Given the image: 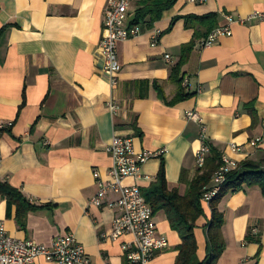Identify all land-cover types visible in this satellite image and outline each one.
Here are the masks:
<instances>
[{
  "label": "crops",
  "instance_id": "crops-1",
  "mask_svg": "<svg viewBox=\"0 0 264 264\" xmlns=\"http://www.w3.org/2000/svg\"><path fill=\"white\" fill-rule=\"evenodd\" d=\"M109 1L0 0V125L12 124L0 136V181L38 208L26 215L22 227L17 208L8 211L0 196V222L11 237L47 247L72 232L92 264H128L122 245L134 238H103L110 235L117 213L89 204L98 190L93 173L108 179L112 159L107 148L114 137L131 139L138 152L165 150L142 167L139 179L125 180L142 193L156 181L162 163L169 188L181 195L196 177L201 126L186 118L188 112L199 114L211 149L222 156L239 165L264 160V145L250 146L264 137V22L233 24L232 36L208 48L201 43L213 22H186L187 17L215 16L218 27L226 15L246 18L260 11L264 0H179L152 29L141 27L138 36L119 44L114 89L100 73L98 53ZM140 4L134 0L129 20ZM155 32L161 36L153 46ZM195 33L199 37L185 53L182 68L188 81L184 89L193 96L170 105L178 92L172 69ZM111 101L120 106L116 116L108 108ZM231 143L241 151H232ZM202 203L205 215L194 231L200 262L206 258L211 217L210 205ZM219 210L226 248L217 264H264L260 189L227 195ZM154 219L168 247L156 252L151 264H176L181 239L163 213ZM253 229L258 230L257 241L248 242ZM33 264L56 263L38 258Z\"/></svg>",
  "mask_w": 264,
  "mask_h": 264
},
{
  "label": "built area",
  "instance_id": "built-area-1",
  "mask_svg": "<svg viewBox=\"0 0 264 264\" xmlns=\"http://www.w3.org/2000/svg\"><path fill=\"white\" fill-rule=\"evenodd\" d=\"M206 0H189V2L204 3ZM134 0H110L106 8L104 23V36L99 43L98 53L100 73L106 78L109 86L114 89L118 85L120 65L118 61V47L121 42L141 33V27L129 26V8ZM264 22V6L260 11H255L246 18L225 16V24L212 30L201 43L202 48L213 46L220 38L232 36L233 24H246L247 22ZM161 34L155 32L152 35V45L159 42ZM170 62L171 57L165 56ZM183 87H188V81H183ZM200 93V90H198ZM110 112L116 116L120 112V106L111 101L108 103ZM188 120H192L201 126L200 147L196 152V166L203 169L210 155V145L206 133V127L197 112H188ZM12 127V124H1L0 130ZM264 145V137L256 138L250 142V146L259 149ZM234 152L241 149L236 144H229ZM112 159V166L108 171V179L103 180L98 172L93 173L96 186V194L90 200V205L97 208H107L117 213L112 223L110 235L103 238L116 242L126 235L134 238L132 242L122 245L124 258L128 264H151L156 252L168 247L166 237L157 231L152 208L147 204L142 190L137 185H125L128 178L139 179L142 167L151 159L160 158L165 150L152 152L136 151L133 141L128 138L114 137L107 148ZM222 166L212 178L211 185L204 189L202 201L210 205L218 196L227 181L228 175L239 168V164L226 156H222ZM1 166V159H0ZM115 196L109 199V195ZM258 234L257 229L252 230ZM38 258H44L48 262L56 264H92L82 244L72 232L57 237L50 247L36 243L35 241L18 240L11 237L4 223L0 222V264H33Z\"/></svg>",
  "mask_w": 264,
  "mask_h": 264
},
{
  "label": "trees",
  "instance_id": "trees-1",
  "mask_svg": "<svg viewBox=\"0 0 264 264\" xmlns=\"http://www.w3.org/2000/svg\"><path fill=\"white\" fill-rule=\"evenodd\" d=\"M178 1L141 0L140 6L129 20V26H140L152 29L153 25L162 18L163 14L172 9ZM190 20L199 22L200 24L202 22H213L209 27L210 32L216 27L215 16L186 18V22ZM172 26L173 23L169 30H171ZM187 26H189V23H187ZM2 34L3 30L0 31V37ZM198 37L199 34L195 33L192 42L181 48V58L172 69L171 79L178 86V92L176 97L168 103L170 105L185 101L193 96V94L186 93L183 87L184 78L182 77V68L186 61L184 57L185 53L195 47V42ZM159 96L165 101V97L161 92ZM8 128L11 127L0 130V136ZM222 164V155L217 150L211 149L205 167L198 170L188 191L184 195H181L177 188H169L165 175V166L162 163L156 181L147 190L143 191V196L147 204L152 208L154 216L163 213L171 229L177 232L181 239L176 264H217L226 248L222 233L225 220L223 213L219 210L222 199L229 194L253 187L260 189L264 196V160L259 164L249 161L243 162L237 170L232 171L228 175L222 190L209 206L211 209V217L206 225V258L200 262L197 257L198 244L194 231L197 221L205 215L202 203L204 189L211 185L214 173L221 168ZM0 196L6 200L8 211L12 206L17 208L16 219L22 227H24L26 215L29 212L38 210L37 207L30 204L20 191L11 187L7 182L0 181ZM247 240L248 242L257 241L251 231L248 234Z\"/></svg>",
  "mask_w": 264,
  "mask_h": 264
}]
</instances>
